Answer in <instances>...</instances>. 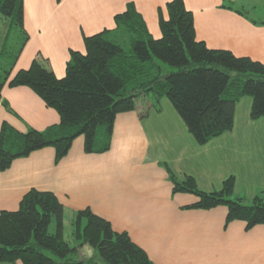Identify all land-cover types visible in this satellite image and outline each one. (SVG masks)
<instances>
[{
	"label": "crops",
	"instance_id": "1",
	"mask_svg": "<svg viewBox=\"0 0 264 264\" xmlns=\"http://www.w3.org/2000/svg\"><path fill=\"white\" fill-rule=\"evenodd\" d=\"M169 1L23 0L28 41L12 75L41 58L62 78L69 52L84 53L83 38L113 29L114 16L128 5L140 14L151 37L159 39V11L166 19ZM183 3L193 16L196 41L208 49L226 50L264 64V19L251 16L264 6V0ZM230 5L243 15L229 9ZM1 97L0 126L7 123L25 132L59 123L57 112L27 87L5 86ZM139 101L134 111L115 117L106 153L86 154L79 137L57 164L54 150L44 148L0 171V212L17 210L31 189L51 192L68 218L78 210L90 209L114 231L126 232L154 264H264V225L246 231L244 222L234 221L224 228V207L183 209L196 198L172 195L164 168L178 180L193 178L201 192L219 191L232 177L236 196L247 201L256 195L264 199V116L250 119L252 99L242 97L234 109L232 130L205 145L195 142L167 99H160L159 110L150 100ZM76 256L78 260L96 258V251L83 246Z\"/></svg>",
	"mask_w": 264,
	"mask_h": 264
},
{
	"label": "trees",
	"instance_id": "2",
	"mask_svg": "<svg viewBox=\"0 0 264 264\" xmlns=\"http://www.w3.org/2000/svg\"><path fill=\"white\" fill-rule=\"evenodd\" d=\"M165 8L166 19L159 11L161 37L153 39L140 14L128 5L114 16L113 29L83 38L84 53L69 52L65 75L58 79L41 58L12 75L28 41L23 0H0V103L5 86L27 87L59 116L58 124L41 131L19 132L2 123L0 171L44 148L54 150L57 164L79 137L86 154L106 153L115 117L134 111L140 99H150L155 110L160 99H167L198 145L232 130L234 109L242 97L252 99L251 120L263 117L264 64L226 50L208 49L196 41L193 16L183 0H171ZM164 168L172 195L196 198L183 209L224 207V228L234 221L244 222L246 231L264 225V199L256 195L247 201L236 196L232 177L219 191L205 193L197 189L193 178L178 180ZM63 218L64 207L53 193L26 192L17 210L0 212V264H154L126 232L114 231L88 208L73 215L75 245H70L63 238ZM51 223L55 224L53 233L49 232ZM83 246L93 248L96 258L76 259Z\"/></svg>",
	"mask_w": 264,
	"mask_h": 264
},
{
	"label": "rangeland",
	"instance_id": "3",
	"mask_svg": "<svg viewBox=\"0 0 264 264\" xmlns=\"http://www.w3.org/2000/svg\"><path fill=\"white\" fill-rule=\"evenodd\" d=\"M262 6L260 8H258L255 12H253V13L251 12V16L253 18H255V19H257V18L264 19V6L263 7ZM13 50L14 51L16 50V46L13 47ZM142 100H146V102H148L150 99H148V98L146 99L145 98V99H142ZM140 102L141 101H139L138 104ZM71 221H72L71 218H68L67 215H64V221H63V224H64L63 238H64L65 241H67L68 243H70V245H75V244H73V240H72V237H71V230H72ZM54 230H55V224L54 223H51L50 226H49V232L50 233H53ZM75 258L76 259H79V256H75Z\"/></svg>",
	"mask_w": 264,
	"mask_h": 264
}]
</instances>
